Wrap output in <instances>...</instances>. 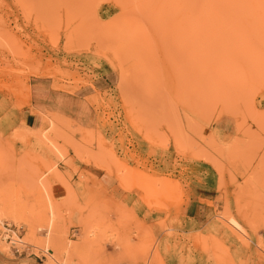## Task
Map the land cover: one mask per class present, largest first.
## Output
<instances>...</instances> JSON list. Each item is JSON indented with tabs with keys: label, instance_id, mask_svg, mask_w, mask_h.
<instances>
[{
	"label": "rangeland",
	"instance_id": "1",
	"mask_svg": "<svg viewBox=\"0 0 264 264\" xmlns=\"http://www.w3.org/2000/svg\"><path fill=\"white\" fill-rule=\"evenodd\" d=\"M0 209V264H264V0H0Z\"/></svg>",
	"mask_w": 264,
	"mask_h": 264
},
{
	"label": "crops",
	"instance_id": "2",
	"mask_svg": "<svg viewBox=\"0 0 264 264\" xmlns=\"http://www.w3.org/2000/svg\"><path fill=\"white\" fill-rule=\"evenodd\" d=\"M37 90V101L32 100V104L34 101V106H37L40 108L42 105L44 107H47L45 105H48L49 103L46 102L49 97H51L53 94L51 89L43 82V83H37V85L34 87ZM43 91V92H42ZM41 94V96H40ZM43 95V99L41 98ZM57 98H62L64 101L67 99H74L79 100V97L76 95H65L63 93H56ZM73 96V98H72ZM81 101V100H79ZM43 102V103H42ZM42 103V105H40ZM57 103H55L54 108L56 109ZM42 111L43 109L46 110V108H40ZM66 109H68V106L63 105V113H65ZM37 110V109H36ZM35 120V115L28 109L27 114L25 117V123L26 126L31 127V124ZM225 133H228V129L225 127L224 129ZM218 197V192L215 187L211 186L210 184L203 183V182H197L193 183L190 189V193L183 199V202L181 204V214L185 219L187 220V224L189 226L193 227H204L206 226L214 217L215 214V203L216 199Z\"/></svg>",
	"mask_w": 264,
	"mask_h": 264
},
{
	"label": "bare ground",
	"instance_id": "3",
	"mask_svg": "<svg viewBox=\"0 0 264 264\" xmlns=\"http://www.w3.org/2000/svg\"><path fill=\"white\" fill-rule=\"evenodd\" d=\"M0 210H2V209H0ZM9 212L14 216V218H17V219H19V218H20V219H23V218H24L20 213H18L17 210H15V209H13V208L10 209ZM51 214H52V213H51ZM247 216H248V215H247ZM49 217H50V216H49ZM53 218H54V217H53ZM47 220H48V219H47ZM231 220H232V219H231ZM232 221H234V220H232ZM53 222H54L53 219H50L49 222H48L49 225L51 226V228L54 226V223H53ZM230 222H231V221H230ZM236 228H237V227H236ZM57 237H58V236H56V235L54 236V235H53V237H51V238L49 239V241H50V243H51L50 246L52 247V250L55 249V246H56L55 243L57 242ZM47 240H48V239H47ZM44 241H45V240H44ZM39 242H40V241H39ZM45 242H46V241H45ZM48 243H49V242H48ZM48 243H47V244H48ZM40 244H41V243H40ZM48 247H49V246H48ZM51 247H50V248H51ZM43 248H44V247H43ZM53 252H54V250H53ZM45 253H46V252H45ZM46 254H48V253H46ZM52 254H54V253H52ZM52 254H50V255H52ZM52 256H53V255H52Z\"/></svg>",
	"mask_w": 264,
	"mask_h": 264
},
{
	"label": "built area",
	"instance_id": "4",
	"mask_svg": "<svg viewBox=\"0 0 264 264\" xmlns=\"http://www.w3.org/2000/svg\"><path fill=\"white\" fill-rule=\"evenodd\" d=\"M18 229L12 225L9 222H3V232H2V237L4 239H9L11 241V235L15 233Z\"/></svg>",
	"mask_w": 264,
	"mask_h": 264
}]
</instances>
